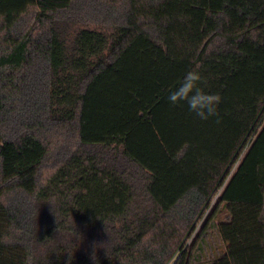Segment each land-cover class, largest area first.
Listing matches in <instances>:
<instances>
[{
  "label": "trees",
  "instance_id": "16d2710c",
  "mask_svg": "<svg viewBox=\"0 0 264 264\" xmlns=\"http://www.w3.org/2000/svg\"><path fill=\"white\" fill-rule=\"evenodd\" d=\"M171 263L264 264V0H0V264Z\"/></svg>",
  "mask_w": 264,
  "mask_h": 264
},
{
  "label": "clouds",
  "instance_id": "9594fccd",
  "mask_svg": "<svg viewBox=\"0 0 264 264\" xmlns=\"http://www.w3.org/2000/svg\"><path fill=\"white\" fill-rule=\"evenodd\" d=\"M222 97L219 93L205 90V79L195 69L189 70L170 88L168 102L172 106H187L190 113L200 120L207 121L215 117L219 123L218 105Z\"/></svg>",
  "mask_w": 264,
  "mask_h": 264
},
{
  "label": "built area",
  "instance_id": "2783aa9c",
  "mask_svg": "<svg viewBox=\"0 0 264 264\" xmlns=\"http://www.w3.org/2000/svg\"><path fill=\"white\" fill-rule=\"evenodd\" d=\"M172 264V263H171Z\"/></svg>",
  "mask_w": 264,
  "mask_h": 264
}]
</instances>
